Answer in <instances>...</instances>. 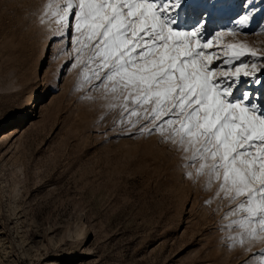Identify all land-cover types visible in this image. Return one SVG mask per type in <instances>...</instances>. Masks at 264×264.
<instances>
[{"label": "rangeland", "instance_id": "rangeland-1", "mask_svg": "<svg viewBox=\"0 0 264 264\" xmlns=\"http://www.w3.org/2000/svg\"><path fill=\"white\" fill-rule=\"evenodd\" d=\"M48 4L0 0V264H260L264 239L231 246L238 230L222 226L236 204L205 203L219 182L182 167L191 153L140 135L147 121L132 127L121 99L82 81L83 38ZM187 12L181 27L203 14L205 36L225 32L210 51L244 43L264 56V0H194Z\"/></svg>", "mask_w": 264, "mask_h": 264}, {"label": "snow or ice", "instance_id": "snow-or-ice-1", "mask_svg": "<svg viewBox=\"0 0 264 264\" xmlns=\"http://www.w3.org/2000/svg\"><path fill=\"white\" fill-rule=\"evenodd\" d=\"M192 2L49 0L45 15L61 25H67L69 17L74 20L83 38L77 51L89 53L83 82L97 80V89L121 99L132 127L147 121L140 135L158 133L191 153L189 165L182 167L196 168L198 176L207 174L208 188L219 182L205 203L224 199L236 204L224 219L237 218L222 228L237 229L231 246H243L264 239V95L250 91L264 87V56L244 43L210 51L225 32L205 36L203 14L192 27H181L182 14H188ZM253 18L249 11L238 24L246 28ZM228 34L235 36L236 30ZM253 57L259 63L251 62ZM214 58L220 61L217 69L227 65V70H213ZM259 256L264 257V250Z\"/></svg>", "mask_w": 264, "mask_h": 264}]
</instances>
